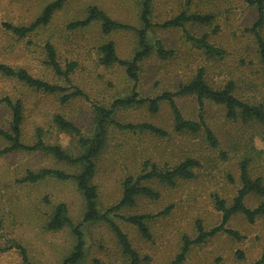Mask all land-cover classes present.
<instances>
[{
  "label": "rangeland",
  "instance_id": "374dc122",
  "mask_svg": "<svg viewBox=\"0 0 264 264\" xmlns=\"http://www.w3.org/2000/svg\"><path fill=\"white\" fill-rule=\"evenodd\" d=\"M52 0H0V62L25 68L35 77L67 86L62 76L55 75L43 64L46 41L51 42L64 67L74 62L69 79L89 99L73 97L61 101L60 94H46L26 86L14 77L0 73V97L19 99L24 108L21 139L27 144L35 140V128L44 130L43 139L60 145L76 157L84 149L77 136L52 127L51 118L60 113L74 122L85 137L92 136L98 116L94 104L109 108L112 101L132 92L134 82L119 64L106 66L99 62L98 46L113 40L120 58L129 59L136 49V35L130 31L103 34L100 24L70 28L68 24L86 15L89 5H97L113 19L139 25L142 0H67L50 21L24 37L7 30L3 23L28 25ZM181 11L208 12L214 19L208 25L185 24L183 28H153L148 34L152 43L159 39L173 55L161 59L152 53L140 63L135 91L141 97H154L174 90L180 82L193 77L202 68L206 82L213 88L227 81L234 83L233 94L249 104L264 106V73L256 42L249 31L257 18L255 5L245 0H153L152 20L168 19ZM199 36L208 33L210 42L222 52L209 53L186 39L185 31ZM264 38V21L259 29ZM72 89L67 90V93ZM176 103L183 116L197 120L196 96L181 95ZM203 119L217 138L212 146L203 130L191 134L177 132L167 102L151 113L146 106L114 108L112 118L121 123L150 122L167 132L159 136L108 126L104 146L96 158L92 182L97 186V207L104 212L115 204L122 192L121 182L128 175L141 171L145 161L158 166H173L186 157L195 158L199 166L193 177L177 179L173 185L155 180L146 184L158 191L155 198L137 197L135 204L121 208L111 219L126 233L140 257L138 264H169L179 252L182 237L194 238L196 221L205 229L220 222L214 198L232 202L240 186L239 163L245 159L252 178L264 183V127L251 120L244 122L226 116L223 104L203 100ZM10 109L0 102V128L8 129ZM7 143L0 137V148ZM42 168L78 173L80 164H68L40 151H13L0 154V264H23L15 243L20 244L33 264H59L68 255L75 237L71 229L59 231L45 228L47 218L58 202H64L74 224H80L85 257L80 264H131L122 252L114 232L104 221L82 223L83 199L73 179L60 180L48 176L36 182H22L26 171ZM244 203L250 208L264 204V196L249 194ZM150 214L146 221L150 237L144 238L137 228L121 216ZM228 227L236 230V239L218 232L204 242L191 246L180 264H251L257 260L264 244V213L249 222L244 215L234 214Z\"/></svg>",
  "mask_w": 264,
  "mask_h": 264
},
{
  "label": "trees",
  "instance_id": "16d2710c",
  "mask_svg": "<svg viewBox=\"0 0 264 264\" xmlns=\"http://www.w3.org/2000/svg\"><path fill=\"white\" fill-rule=\"evenodd\" d=\"M67 0H52L48 2L41 10L40 14L32 20L28 25H13L3 23V26L18 37H24L27 33L39 26L46 25L54 12L60 9ZM248 4L256 6L257 18L249 28L253 34L259 60L264 73V38L259 32L264 21V0H245ZM152 3L153 0H142L139 13V25L129 24L110 17L106 11L97 5H89L86 9V15L82 19H77L68 24L70 28H77L89 25L94 21L100 24V31L103 34H109L114 31H130L136 35V49L129 59H122L118 56L116 45L113 40H106L98 46L99 62L109 66L119 64L124 67L126 75L134 82V88L138 81L140 63L152 53L161 59H166L173 55V51L166 49L159 39L152 43L148 40V34L153 28H183L185 24L208 25L214 16L208 12H185L178 14L155 23L152 20ZM186 39L191 40L199 48L209 53H220V49L216 48L209 40L208 33H202L199 36L185 31ZM44 59L43 64L48 67L55 75L62 76L68 85L53 83L45 79L35 77L25 68L12 67L8 64L0 62V73L7 77H14L24 83L26 86L41 91L46 94H62L61 101H66L73 97H81L86 100L89 97L78 87L74 86L69 74L74 70L75 63H67L64 67L57 58L54 45L46 41L43 45ZM125 96L119 97L112 101L109 108H105L98 104H94V110L98 116L95 132L92 136L85 137L82 135L80 128L71 120L65 118L60 113H54L51 118L52 127L56 130L77 136L79 145L84 149L83 153L73 157L69 155L60 145L46 142L44 130L41 127L35 128V140L31 144H27L21 139L22 123L24 120V108L19 99L12 100L5 96L0 97V102L7 105L11 112V118L8 129L0 128V137L7 143L6 146L0 148V154L13 151H40L50 155L55 159L68 163L80 164L81 170L78 173H68L60 169L42 168L37 171H26L25 175L20 179L24 182H36L48 176H53L60 180L73 179L76 187L80 192L84 212L82 215V223L104 221L114 232L118 243L122 248V252L126 254L131 264H138L140 257L136 250L132 247L126 233L111 219L110 213H116L123 207H130L135 204L137 197L155 198L158 191L146 183L155 180L166 185H173L177 179H189L194 175V168L199 166V162L192 157H186L173 166H158L154 162L145 161L141 167V171L136 175H128L121 182L122 192L119 200L108 207L104 212H100L97 207V186L92 182L96 170V158L104 146L106 132L108 126L113 125L121 130H134L138 128L140 131H148L151 134L165 136L167 132L162 128L150 123H121L112 118L114 108H127L131 106H146L151 113L159 110L161 102H167L172 114L173 125L177 132H187L191 134L198 133L203 130L206 140L210 145L216 146L218 141L213 131L206 125L203 115V100L208 99L215 103L223 104L226 116L235 119L237 116L242 121L247 122L256 120L263 124L264 127V106L262 104H249L237 98L233 94L234 83L227 81L220 88L210 86L205 78L202 68L197 69L192 78L185 82H180L174 90L163 91L154 97H141L135 89ZM72 89L67 93V90ZM193 94L196 96L199 114L197 120L185 118L179 109L176 98L181 95ZM239 180L240 186L230 204L225 200L215 197V208L220 212V222L210 229H205L200 221H196L197 234L194 238L188 236L182 237V245L179 252L169 262V264H180L190 250L191 246L204 242L207 238L214 236L218 232H225L228 235L239 239L240 235L236 230L228 227V221L237 213L245 216L249 222H254L257 216L264 213V204L261 203L254 208L245 205L244 199L249 194H257L264 196V183L260 177L252 178L248 171L247 161L241 160L239 163ZM125 221L134 225L144 238L150 237L149 228L146 221L152 217L150 214H131L121 216ZM80 224H74L68 214L67 206L64 202L56 203L45 223V228L50 231H59L65 227H69L75 237V244L71 252L66 255L59 264H80L84 257V240L80 229ZM17 247L22 255L23 264H33L27 259L25 249L18 243L12 245ZM251 264H264V244L260 257Z\"/></svg>",
  "mask_w": 264,
  "mask_h": 264
}]
</instances>
